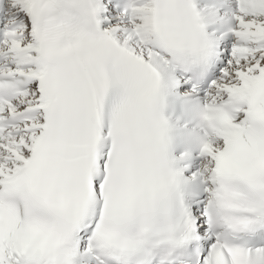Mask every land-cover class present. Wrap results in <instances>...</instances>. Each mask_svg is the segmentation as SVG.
I'll use <instances>...</instances> for the list:
<instances>
[{
  "label": "snow or ice",
  "instance_id": "obj_1",
  "mask_svg": "<svg viewBox=\"0 0 264 264\" xmlns=\"http://www.w3.org/2000/svg\"><path fill=\"white\" fill-rule=\"evenodd\" d=\"M147 2L129 0L120 44L98 0H10L0 264H264V0H238L231 59L197 115L240 107L214 133L201 126L206 163L191 180L170 155L163 72L205 68L212 43L192 0H156L146 39Z\"/></svg>",
  "mask_w": 264,
  "mask_h": 264
},
{
  "label": "clouds",
  "instance_id": "obj_2",
  "mask_svg": "<svg viewBox=\"0 0 264 264\" xmlns=\"http://www.w3.org/2000/svg\"><path fill=\"white\" fill-rule=\"evenodd\" d=\"M141 7L144 10L138 12L137 15L143 16L146 19L142 20L141 23L137 25V27L144 32L146 39L155 40L158 37V31L152 25V17L154 15H158L159 13H153L152 9L156 8L157 10H159L160 5L156 2V0H148V2L143 4ZM225 104L226 108L222 106L219 110H203L198 113L200 125L207 132L214 133L216 129L223 126L222 120L220 118L223 112L226 111L227 113L235 115L236 110L238 109V107H240V105L236 103L228 104L227 102H225ZM100 254L103 255V253Z\"/></svg>",
  "mask_w": 264,
  "mask_h": 264
},
{
  "label": "bare ground",
  "instance_id": "obj_3",
  "mask_svg": "<svg viewBox=\"0 0 264 264\" xmlns=\"http://www.w3.org/2000/svg\"><path fill=\"white\" fill-rule=\"evenodd\" d=\"M116 20L118 21V19H116ZM117 21H116V22H117ZM126 22H128V21H126ZM127 38H128V36L125 37V40H126ZM135 39H138V38H134V40L129 41L131 45H134V43H135ZM229 60H230V59H229ZM229 60H228V61H229ZM226 66H227V65H226Z\"/></svg>",
  "mask_w": 264,
  "mask_h": 264
},
{
  "label": "rangeland",
  "instance_id": "obj_4",
  "mask_svg": "<svg viewBox=\"0 0 264 264\" xmlns=\"http://www.w3.org/2000/svg\"><path fill=\"white\" fill-rule=\"evenodd\" d=\"M228 63H226V65H227Z\"/></svg>",
  "mask_w": 264,
  "mask_h": 264
}]
</instances>
